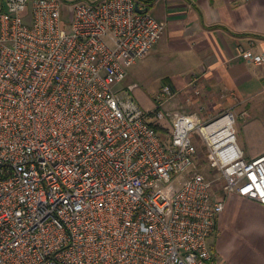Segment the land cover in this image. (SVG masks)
I'll return each mask as SVG.
<instances>
[{
	"label": "built area",
	"instance_id": "2783aa9c",
	"mask_svg": "<svg viewBox=\"0 0 264 264\" xmlns=\"http://www.w3.org/2000/svg\"><path fill=\"white\" fill-rule=\"evenodd\" d=\"M165 29L141 0H0V264H219L227 197L194 134L227 194L264 204L233 111L169 109L168 82L146 109L124 85Z\"/></svg>",
	"mask_w": 264,
	"mask_h": 264
},
{
	"label": "crops",
	"instance_id": "0c3cea01",
	"mask_svg": "<svg viewBox=\"0 0 264 264\" xmlns=\"http://www.w3.org/2000/svg\"><path fill=\"white\" fill-rule=\"evenodd\" d=\"M141 1L166 25L149 55L154 53L151 60L161 85L167 81L178 92L170 108L199 115L198 110L207 106L216 115L238 110L250 118L243 146L239 143L246 157L264 153V62L249 61L240 51L244 47L264 57V0ZM261 104L263 145L251 155L247 150L254 133L252 112ZM228 196L217 233L209 240L212 252L219 264H264V204Z\"/></svg>",
	"mask_w": 264,
	"mask_h": 264
},
{
	"label": "rangeland",
	"instance_id": "374dc122",
	"mask_svg": "<svg viewBox=\"0 0 264 264\" xmlns=\"http://www.w3.org/2000/svg\"><path fill=\"white\" fill-rule=\"evenodd\" d=\"M69 10L70 8L67 7L65 11L66 13L65 18L67 20L70 19ZM152 55H154V53H151L150 55L148 54L144 58L138 59L130 67L127 80L124 82V85L126 86L136 83V86L132 90V94L135 96L136 101L146 109H154L156 107V96L158 95L160 88L162 86L161 84L163 83L162 77L159 75L156 66L152 63L151 60ZM200 94L196 93V96L200 97ZM170 104L171 103H169L168 107L169 109H172L170 108ZM195 108L198 109L199 106H195ZM198 111L200 113L201 118L205 122H208L211 119L217 117V115L214 113L215 111H211V109L208 106L206 108L201 107V110ZM234 113L236 116L235 128H236L238 142L243 146L242 140H243L244 131L246 129L245 123L248 122L250 118L249 116L248 117L240 116L238 110H234ZM252 116L254 120V124H253L254 133L252 134L253 139H252V143H250V148L247 150L248 153H250L251 155H253L258 150V146L263 145L262 104L260 108L253 107ZM163 122L166 125L169 126L171 125L169 123L168 118ZM193 138L197 146H199V153L195 162L194 169L196 171L203 172L207 177H209L213 181L215 190L217 194L220 195V197H227L228 194L223 188V185L225 184L224 176L208 160L207 148L205 147L203 141L196 134H194ZM229 197H232V195L230 194L228 196V199ZM213 240L214 238L212 239V243L214 242Z\"/></svg>",
	"mask_w": 264,
	"mask_h": 264
},
{
	"label": "trees",
	"instance_id": "16d2710c",
	"mask_svg": "<svg viewBox=\"0 0 264 264\" xmlns=\"http://www.w3.org/2000/svg\"><path fill=\"white\" fill-rule=\"evenodd\" d=\"M147 2H150L151 3V0H147ZM166 83H167V81H166ZM159 129H162V130H164V131H166L164 128H162V127H159Z\"/></svg>",
	"mask_w": 264,
	"mask_h": 264
}]
</instances>
